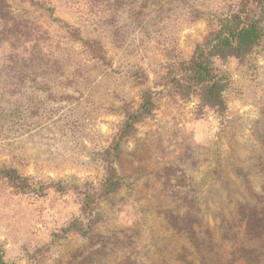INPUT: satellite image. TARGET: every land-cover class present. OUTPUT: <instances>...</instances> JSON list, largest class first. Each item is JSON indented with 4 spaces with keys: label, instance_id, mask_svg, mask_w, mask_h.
I'll return each mask as SVG.
<instances>
[{
    "label": "rangeland",
    "instance_id": "374dc122",
    "mask_svg": "<svg viewBox=\"0 0 264 264\" xmlns=\"http://www.w3.org/2000/svg\"><path fill=\"white\" fill-rule=\"evenodd\" d=\"M34 1L52 3L57 19L81 31L69 36L33 0L2 2L8 15L49 32L46 45L61 59L60 70L25 76L21 87L11 75L25 56L18 67L0 59V90L16 91L0 102V167L47 185L64 182L68 192L14 195L0 182V248L7 260L264 264V42L245 63L225 65L228 109L220 118L173 97L152 69L166 61V49L192 52L210 31L203 14L222 0H109L106 8L104 0H90L88 16L63 0ZM87 39L103 43L106 63L89 55ZM79 64L84 76L72 88L59 86ZM148 90L156 110L120 145L115 165L122 187L97 202L96 233L110 237L107 246L83 260L77 256L83 240L71 236L32 262L27 251L79 216V190L99 189L104 171L96 153L117 136L126 106L133 111Z\"/></svg>",
    "mask_w": 264,
    "mask_h": 264
},
{
    "label": "trees",
    "instance_id": "16d2710c",
    "mask_svg": "<svg viewBox=\"0 0 264 264\" xmlns=\"http://www.w3.org/2000/svg\"><path fill=\"white\" fill-rule=\"evenodd\" d=\"M2 2L5 0H0V59L16 61L20 59V56H25L22 67L11 75L17 86L21 87L25 82L24 77L30 74H40L39 72L50 69L60 70L58 62L61 56H58L53 48H49L52 44L48 47L46 45L50 33L40 25L28 24L13 15H8L9 10L3 6ZM104 2L105 8L111 4L109 0H104ZM33 4H39L48 13L50 20L57 22L69 36L80 34V28L55 17L57 7L52 3L46 1L40 3L33 0ZM62 6L69 9L77 8L79 11L86 12L88 16L94 4L90 3V0H63ZM141 8L139 6L140 10ZM102 17L101 15L100 18ZM202 17L210 27L203 41L188 54L166 49L163 51L167 56L166 61L159 63L152 71L158 78L157 84L166 86L173 97L186 103L194 100L197 102L198 111L209 109L218 117L224 118L228 109L226 93L230 86V80L224 67L231 61L239 64L245 63L264 42V0H222L217 7L206 10ZM83 44L89 55L97 61L104 63L108 61L105 57V46L100 40L87 39L83 41ZM29 57H31V62L27 63ZM19 65L20 61L14 63V67ZM82 73L83 67L79 64L66 72L65 75L68 77L64 76V81L59 78L58 85L72 88L76 79L84 76ZM0 91V102L8 100L9 96L16 93V91L5 89ZM126 107L128 109L125 110V121L117 136L109 147L96 153L102 161L104 171V179L100 182L99 189L86 184L79 190L77 193L78 198L81 197L78 203L79 216L53 235L50 242L42 243L33 251V254L27 251V258L32 262L41 263L40 259L50 251V248L56 244L55 242L60 239H69L71 236H77L78 239L83 240L80 246L81 253L77 255L83 260L92 258L94 251L107 246L106 240L110 237L104 238L96 233L99 219L95 215L97 202L100 197L114 195L121 189L123 181L115 165L120 156V145L138 124L153 117L156 110L154 92L144 91L133 111L129 108L131 106ZM2 121L0 114V123ZM0 182L14 195L45 196L49 188H54L58 193L68 192V187L64 182L47 185L42 181L33 180L14 167H0ZM0 264H15L7 260L6 253L1 248Z\"/></svg>",
    "mask_w": 264,
    "mask_h": 264
}]
</instances>
